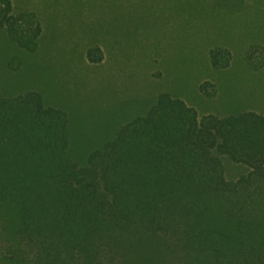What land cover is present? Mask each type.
Listing matches in <instances>:
<instances>
[{
  "label": "trees",
  "instance_id": "obj_1",
  "mask_svg": "<svg viewBox=\"0 0 264 264\" xmlns=\"http://www.w3.org/2000/svg\"><path fill=\"white\" fill-rule=\"evenodd\" d=\"M251 6L0 0V264H264Z\"/></svg>",
  "mask_w": 264,
  "mask_h": 264
},
{
  "label": "rangeland",
  "instance_id": "obj_2",
  "mask_svg": "<svg viewBox=\"0 0 264 264\" xmlns=\"http://www.w3.org/2000/svg\"><path fill=\"white\" fill-rule=\"evenodd\" d=\"M220 1H225V0H220ZM229 2H231L232 0H228ZM247 2L250 4V5H252L251 6V12L252 13H259V11L257 10L258 8H263V10L261 11V13H263L264 12V0H247ZM254 28H255V25H254ZM237 32H239V34H245L246 33V30H244L243 28H237V30H236ZM246 38L244 39V40H247L246 41V45H247V47L245 48V49H249V47H252V45H256L257 43H251L252 42V40H250V39H254V38H251V37H247V34L246 35H244ZM243 45V44H242ZM242 45H240V47H242ZM264 45V44H263ZM242 53H243V50H242ZM257 55H258V53L260 54V55H262V53L260 52V51H258L257 50ZM240 58L241 59H243L242 58V56H240ZM253 63V62H252ZM256 68H257V71H252V74L254 75V76H256V78H257V80L260 82V79H262L263 77H264V74H259L261 71H263L262 70V68L261 67H259V66H256ZM243 76H245L246 78H248L247 77V75L246 74H243Z\"/></svg>",
  "mask_w": 264,
  "mask_h": 264
}]
</instances>
